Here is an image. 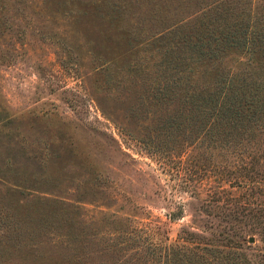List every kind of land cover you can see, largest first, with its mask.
Here are the masks:
<instances>
[{
  "label": "rangeland",
  "instance_id": "rangeland-1",
  "mask_svg": "<svg viewBox=\"0 0 264 264\" xmlns=\"http://www.w3.org/2000/svg\"><path fill=\"white\" fill-rule=\"evenodd\" d=\"M206 4L0 0V206L23 233L19 244H0V264H49L42 253L65 252L35 234L54 212L77 216L75 229L128 215L171 241L182 229L219 228L203 209L218 183L245 228L264 225L253 222L264 221V179L223 180L212 151L181 145L175 120L165 132L181 100L167 110L156 91L173 81L165 49ZM259 237L248 242L259 246Z\"/></svg>",
  "mask_w": 264,
  "mask_h": 264
},
{
  "label": "trees",
  "instance_id": "trees-1",
  "mask_svg": "<svg viewBox=\"0 0 264 264\" xmlns=\"http://www.w3.org/2000/svg\"><path fill=\"white\" fill-rule=\"evenodd\" d=\"M198 1L207 4L193 22L181 21V41L165 49L174 82L156 91L167 110L177 94L181 98L167 117L171 122L165 132L175 120L181 125V145L195 144L202 155L212 151L223 180L230 175L237 181L256 175L264 179V0ZM211 192L204 199L210 207L203 209L221 226L182 229L173 241L157 239L128 215L107 219L110 227L97 226L100 220L91 218V227L75 229L77 216L54 212L38 219L48 228L35 234L66 251L40 257L49 264H264V225L245 228V220L232 214L223 184ZM253 233L260 235L261 245L248 242ZM22 234L0 206V244H19Z\"/></svg>",
  "mask_w": 264,
  "mask_h": 264
},
{
  "label": "water",
  "instance_id": "water-1",
  "mask_svg": "<svg viewBox=\"0 0 264 264\" xmlns=\"http://www.w3.org/2000/svg\"><path fill=\"white\" fill-rule=\"evenodd\" d=\"M252 240H253V236L250 237V241H252Z\"/></svg>",
  "mask_w": 264,
  "mask_h": 264
}]
</instances>
